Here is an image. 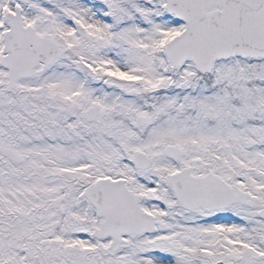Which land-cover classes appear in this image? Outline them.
Returning <instances> with one entry per match:
<instances>
[{
	"label": "snow or ice",
	"instance_id": "6c2138e0",
	"mask_svg": "<svg viewBox=\"0 0 264 264\" xmlns=\"http://www.w3.org/2000/svg\"><path fill=\"white\" fill-rule=\"evenodd\" d=\"M0 264H264V0H0Z\"/></svg>",
	"mask_w": 264,
	"mask_h": 264
}]
</instances>
